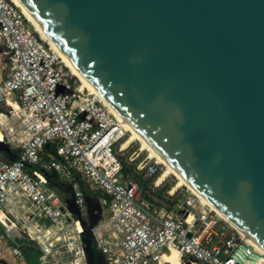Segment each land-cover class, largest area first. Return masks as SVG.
Instances as JSON below:
<instances>
[{
    "label": "built area",
    "instance_id": "obj_1",
    "mask_svg": "<svg viewBox=\"0 0 264 264\" xmlns=\"http://www.w3.org/2000/svg\"><path fill=\"white\" fill-rule=\"evenodd\" d=\"M0 55L1 141L16 152L13 160L0 153V228L20 241L12 246L0 232V264H34L22 249L28 242L38 245L39 264H89L82 224L89 192L99 206L90 232L105 264H173L164 258L173 249L184 263L264 264V252L199 195L170 175L159 182L164 165L150 151H131L134 140L124 145L130 132L119 117L15 0H0ZM47 147L53 153L45 155ZM55 177L71 185L82 218Z\"/></svg>",
    "mask_w": 264,
    "mask_h": 264
},
{
    "label": "water",
    "instance_id": "obj_2",
    "mask_svg": "<svg viewBox=\"0 0 264 264\" xmlns=\"http://www.w3.org/2000/svg\"><path fill=\"white\" fill-rule=\"evenodd\" d=\"M22 2L117 112L264 247V0ZM83 241L89 264H105Z\"/></svg>",
    "mask_w": 264,
    "mask_h": 264
},
{
    "label": "bare ground",
    "instance_id": "obj_3",
    "mask_svg": "<svg viewBox=\"0 0 264 264\" xmlns=\"http://www.w3.org/2000/svg\"><path fill=\"white\" fill-rule=\"evenodd\" d=\"M15 1L23 9L24 13H26L29 19L34 23V25L37 27V30L42 34L43 38L46 39L49 43H51L53 47L59 51L61 57L64 59L66 64L80 77L84 85L88 87L91 91L96 93L106 103V105L110 108V110L119 117L120 121H122L124 125L127 126L129 132L131 133V137L129 140L125 142L124 145L126 146L128 143H130L134 139H137L143 144L145 148H147L151 152L152 156L156 157L160 163L165 165L166 169L164 173H162L158 181L160 182L168 174L175 175L177 179L179 180L178 184H184L187 187H189L194 193L199 195L205 203H207L210 207H212L213 210L216 211L222 218L228 221L233 227L241 231V233H243V235L246 237L248 242H250L253 246H255L256 248L264 252V247L258 244L244 230H242L238 225L233 223L221 211H219L216 208V206L208 198H206L190 181H188L165 157H163L157 150H155L154 147L142 135H140V133H138V131L121 115V113L117 112L116 108L110 103V101L98 90L96 86H94L91 83V81L88 78L85 77L84 73L80 71L79 67L73 62V60L62 51V49L53 40V38L48 34V32L36 20L34 15L30 12L29 8L22 2V0H15ZM5 120H6L5 116L0 114V121L4 122ZM175 252L177 253V255L175 254ZM164 258H169L170 260L173 261V264H175V259L179 260L180 264L183 262V260H181L180 258V253L176 249H173V252L170 256L165 255ZM76 263L83 264L80 259H73L72 261L65 262V264H76ZM192 263H195V262H192Z\"/></svg>",
    "mask_w": 264,
    "mask_h": 264
},
{
    "label": "rangeland",
    "instance_id": "obj_4",
    "mask_svg": "<svg viewBox=\"0 0 264 264\" xmlns=\"http://www.w3.org/2000/svg\"><path fill=\"white\" fill-rule=\"evenodd\" d=\"M3 60H4V58L2 57V55H0V71L3 68V62H4ZM5 74H6V70H5ZM75 75H77V74L75 73ZM121 123L128 130L127 126L124 125V123L122 121H121ZM130 137H131V133H130V136L124 141V143L127 140H129ZM141 147L144 148L143 156L149 154V150H147V148H145L143 146V144L137 139H134V147L131 149V151H134V150L139 151ZM2 156L5 160H11V158L9 156H7V154H5V153H3ZM163 167H164V171H165V169H166L165 165ZM168 175H170L171 181H175V182L179 183V180L177 179V177L175 175H173V174H168ZM52 180L55 184L57 191L60 193V195L62 196V198L64 200L73 198V191L71 189V185L67 181H63L62 179H59V178L57 179L56 177L52 178ZM186 188L190 189L187 186H186ZM94 203H95V201H93V203H92L93 207H90V204L87 203L86 209L84 210V220L87 221V227L89 230L97 220L96 215H95V210H94L95 209ZM0 232L4 235L8 244H11L13 246L19 245L17 243L16 239L14 238V236L10 233V230L8 228L2 226V228H0ZM18 242L20 243V241H18ZM22 248H23V251H24L26 258L28 260L33 261L34 264H39V254H40L39 251H37L33 248H29L28 246H22ZM175 254L177 255L176 252H175ZM186 261H187V259H186ZM175 264H180L179 260L175 259ZM181 264H195V263H192V262L184 263V262H182Z\"/></svg>",
    "mask_w": 264,
    "mask_h": 264
},
{
    "label": "crops",
    "instance_id": "obj_5",
    "mask_svg": "<svg viewBox=\"0 0 264 264\" xmlns=\"http://www.w3.org/2000/svg\"><path fill=\"white\" fill-rule=\"evenodd\" d=\"M48 153H53V148L52 147H47V149H45V151H44V154L46 155V154H48ZM72 189V188H71ZM93 195H95V194H93L92 192H89V195H88V197H87V200H88V204H90V207H93V201H95V203H94V210H96V211H98L99 212V206H98V203H97V200H96V197H93ZM93 210V211H94ZM96 215V214H95ZM96 219H97V217H96ZM1 245L0 246H2V243H0ZM11 245V244H10ZM13 246V245H12ZM24 246H27V244L26 245H24ZM29 247V246H28ZM29 248H32V247H29ZM23 249V248H22ZM34 249V248H33ZM7 258H8V260L9 261H11L12 263H15V262H17L16 261V258H14L12 255H7ZM29 261H31V260H29ZM33 262V261H32ZM77 264V263H76Z\"/></svg>",
    "mask_w": 264,
    "mask_h": 264
},
{
    "label": "trees",
    "instance_id": "obj_6",
    "mask_svg": "<svg viewBox=\"0 0 264 264\" xmlns=\"http://www.w3.org/2000/svg\"><path fill=\"white\" fill-rule=\"evenodd\" d=\"M2 139H3V134H2V132L0 131V140H2ZM5 154H7V156H9V157L11 158V160H13V159L15 158V156H16V152H15L14 150H11L10 153H5ZM136 178H137V180H139V181L141 182L142 186H144V187L146 186V183H145V181H143V179L141 178V176L136 175ZM84 236H86V237H88V238L91 239V241H92V245H93V248H94L96 254H97V255H100V252H99V251L97 250V248H96L95 241H94V239H93V236L91 235L90 230H89L88 232H86V233L84 234ZM16 241H17V243H18V240H17V239H16Z\"/></svg>",
    "mask_w": 264,
    "mask_h": 264
}]
</instances>
